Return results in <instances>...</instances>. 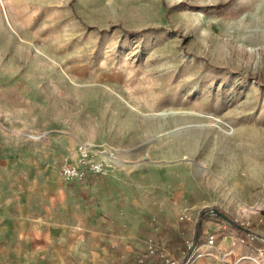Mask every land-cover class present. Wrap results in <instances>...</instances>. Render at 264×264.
<instances>
[{
  "label": "rangeland",
  "instance_id": "rangeland-1",
  "mask_svg": "<svg viewBox=\"0 0 264 264\" xmlns=\"http://www.w3.org/2000/svg\"><path fill=\"white\" fill-rule=\"evenodd\" d=\"M78 141L121 160L71 187L106 196L116 236L130 194V241L181 264H264V0H0V264H113L93 227L79 247L81 229L30 197ZM11 182L27 184L21 207ZM140 252L128 264H148Z\"/></svg>",
  "mask_w": 264,
  "mask_h": 264
},
{
  "label": "crops",
  "instance_id": "crops-1",
  "mask_svg": "<svg viewBox=\"0 0 264 264\" xmlns=\"http://www.w3.org/2000/svg\"><path fill=\"white\" fill-rule=\"evenodd\" d=\"M69 148V147H68ZM64 149V148H63ZM77 149V148H76ZM65 150V149H64ZM77 157V153L73 157L72 161L75 162ZM65 164V163H64ZM63 164V165H64ZM103 179H111L110 176L107 177H96L93 176L84 182H65L61 179L59 172L58 173H50L45 180L42 179L41 182L38 183L39 187L35 194H31V199L36 202L37 206L43 205V201L45 204H49L52 206L55 219L54 222L60 223L64 228H78L81 229L77 231L76 235L79 238L78 246H85V232L90 230L92 227L93 230L91 235V240L88 242V247L91 249H97L98 246L104 241L106 242V246L109 248H113V264L117 259L116 256L120 255L121 264H128V259L136 254L135 252H140V256L146 252L147 249V241L144 240L143 243H139L137 241H130L128 238L135 233L136 226L141 221L140 218H133L126 216V212L129 211V205L133 204V198L130 194H126V199L123 204H118V207H123L125 209V214L117 215L116 217L120 222L129 223L130 227L127 231H124L123 238H120L115 233V225H113V219L107 221L110 223L109 226H102L101 224V212L102 210L111 212L113 216V205L107 203L106 196H102L99 194L94 195L92 197L91 203L88 204L86 201L85 190H81L83 194H80L79 191H75L71 189V187H89L90 183H97ZM27 188V184H22L20 182H11L8 183L5 189L7 190V197H11L13 199V205H19L17 207H21L22 204V194ZM46 188L45 191H48L46 198L43 200L41 196L42 189ZM73 190V192H71ZM31 201V200H30ZM32 202V201H31ZM10 203V202H9ZM33 203V202H32ZM11 204V203H10ZM16 208V206H14ZM15 210H9V216L14 213ZM159 214V213H158ZM129 215V214H128ZM162 215V214H161ZM61 221V222H59ZM107 225V224H106ZM103 227H106L104 230ZM87 228V229H86ZM102 232V233H100ZM180 237L177 238L179 240ZM164 247V243H161ZM165 249V247H164ZM152 259L148 260V264H160L161 261L158 257H151Z\"/></svg>",
  "mask_w": 264,
  "mask_h": 264
},
{
  "label": "built area",
  "instance_id": "built-area-1",
  "mask_svg": "<svg viewBox=\"0 0 264 264\" xmlns=\"http://www.w3.org/2000/svg\"><path fill=\"white\" fill-rule=\"evenodd\" d=\"M100 147L95 143L78 141L76 161L65 163L60 167L59 175L61 179L65 182H84L93 176L107 177L113 175L121 160L115 152L110 151L107 153ZM207 244L211 247L215 245L213 235L209 236ZM145 256H156L160 259L161 264H181L164 249L160 241L154 238L148 239ZM191 261L192 256L186 258L182 264H189Z\"/></svg>",
  "mask_w": 264,
  "mask_h": 264
},
{
  "label": "bare ground",
  "instance_id": "bare-ground-1",
  "mask_svg": "<svg viewBox=\"0 0 264 264\" xmlns=\"http://www.w3.org/2000/svg\"><path fill=\"white\" fill-rule=\"evenodd\" d=\"M165 115H167V114L165 113Z\"/></svg>",
  "mask_w": 264,
  "mask_h": 264
}]
</instances>
